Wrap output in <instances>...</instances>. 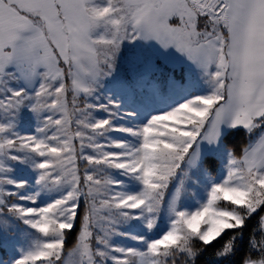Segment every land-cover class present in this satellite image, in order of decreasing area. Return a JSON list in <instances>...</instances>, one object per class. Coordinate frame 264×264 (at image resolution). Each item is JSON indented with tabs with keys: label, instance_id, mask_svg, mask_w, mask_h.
I'll use <instances>...</instances> for the list:
<instances>
[{
	"label": "snow or ice",
	"instance_id": "6c2138e0",
	"mask_svg": "<svg viewBox=\"0 0 264 264\" xmlns=\"http://www.w3.org/2000/svg\"><path fill=\"white\" fill-rule=\"evenodd\" d=\"M0 264H264V0H0Z\"/></svg>",
	"mask_w": 264,
	"mask_h": 264
},
{
	"label": "trees",
	"instance_id": "16d2710c",
	"mask_svg": "<svg viewBox=\"0 0 264 264\" xmlns=\"http://www.w3.org/2000/svg\"><path fill=\"white\" fill-rule=\"evenodd\" d=\"M236 145H243L245 143V138L244 137H238L234 141ZM237 155H239V152H237Z\"/></svg>",
	"mask_w": 264,
	"mask_h": 264
}]
</instances>
